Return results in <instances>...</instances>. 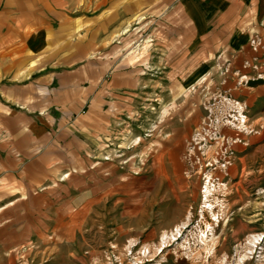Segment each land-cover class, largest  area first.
Listing matches in <instances>:
<instances>
[{
  "label": "rangeland",
  "instance_id": "1",
  "mask_svg": "<svg viewBox=\"0 0 264 264\" xmlns=\"http://www.w3.org/2000/svg\"><path fill=\"white\" fill-rule=\"evenodd\" d=\"M171 1L169 9L168 0H156L153 12L140 8L120 33L106 35L112 68L131 70L137 87L112 88L110 71L105 91L99 84L108 117L104 183L100 196L74 205V264H264L262 155L250 160L239 139L221 136L240 122L229 94L246 75L233 71V56H193L178 39L179 1ZM261 33L264 18L251 27L254 50L264 47ZM206 64L215 67L194 71ZM2 127L0 145L10 138Z\"/></svg>",
  "mask_w": 264,
  "mask_h": 264
},
{
  "label": "crops",
  "instance_id": "2",
  "mask_svg": "<svg viewBox=\"0 0 264 264\" xmlns=\"http://www.w3.org/2000/svg\"><path fill=\"white\" fill-rule=\"evenodd\" d=\"M155 1L0 0V122L10 137L0 145V264H74V205L100 196L104 183L108 117L99 84L105 91L110 71L112 88L137 87L131 70L112 68L106 35L120 33L140 8L153 12ZM178 1L179 41L195 57L233 56V71L246 75L229 94L241 124L221 136L239 139L264 164V65L253 62H264V47L250 42L264 0ZM91 9L98 14L87 15ZM203 67L194 71L215 65ZM113 178L120 199L121 177ZM42 200L56 203L38 206Z\"/></svg>",
  "mask_w": 264,
  "mask_h": 264
},
{
  "label": "bare ground",
  "instance_id": "3",
  "mask_svg": "<svg viewBox=\"0 0 264 264\" xmlns=\"http://www.w3.org/2000/svg\"><path fill=\"white\" fill-rule=\"evenodd\" d=\"M239 118H240V121H241L242 118H241V117H239ZM239 124H241V122H240ZM178 233H179V231L177 232V234H178ZM177 234H176V235H177ZM176 235L172 236L171 238H174ZM261 237H262L261 235L256 236V237L254 238V240H253V242H254L253 244L255 245V243L258 242V241L261 239Z\"/></svg>",
  "mask_w": 264,
  "mask_h": 264
}]
</instances>
